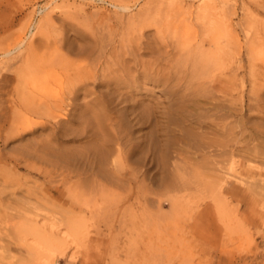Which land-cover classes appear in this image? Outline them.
<instances>
[{
  "label": "rangeland",
  "instance_id": "obj_1",
  "mask_svg": "<svg viewBox=\"0 0 264 264\" xmlns=\"http://www.w3.org/2000/svg\"><path fill=\"white\" fill-rule=\"evenodd\" d=\"M0 264H264V0H0Z\"/></svg>",
  "mask_w": 264,
  "mask_h": 264
},
{
  "label": "bare ground",
  "instance_id": "obj_2",
  "mask_svg": "<svg viewBox=\"0 0 264 264\" xmlns=\"http://www.w3.org/2000/svg\"><path fill=\"white\" fill-rule=\"evenodd\" d=\"M172 4H174V3H172ZM176 5V4H175ZM171 6V5H170ZM174 7V6H173ZM175 8H177V7H175ZM174 9V8H173ZM178 9V8H177ZM148 14V13H147ZM154 17V15L151 17V16H149V15H143L140 19H138L137 21H138V23H139V26H140V28L141 29H145L146 27H148V26H150L152 23H150V21L152 20V19H154L153 18ZM152 18V19H151ZM136 21V20H135ZM226 21V20H225ZM215 23V22H214ZM219 28V27H218ZM124 53H127L126 55H128L129 54V52L128 51H125ZM122 54V53H121ZM124 55V54H123ZM123 56H119V58L117 59H115V60H111V61H109V62H107L106 64H105V66L102 68V76L100 77L101 79L102 78H108V76H109V74L112 72V71H121V72H124V71H126V69L127 68H129V66H128V61H127V58H125V57H123ZM129 59V58H128ZM135 62V61H134ZM136 63V62H135ZM142 67H143V69H142V71H141V74L142 75H144V77L146 78V77H148L149 75H151L150 74V71H152L151 69L152 68H147V67H144L145 65L144 64H140ZM130 69V68H129ZM154 71H157V70H159V69H153ZM152 73V72H151ZM168 76H171V75H168ZM93 77V78H92ZM92 77H88V78H86V80H89V79H93L94 81L96 80L95 79V77L94 76H92ZM150 77V76H149ZM163 77V76H162ZM165 77H167V76H165ZM168 78V77H167ZM163 79V78H162ZM105 80H100L99 81V83H101L102 85L103 84H107V85H109L110 83H115L117 86H119V85H124V86H128L129 88H133L134 86H135V81L133 80V79H130V78H127V77H123V76H118V75H115V76H112L111 78H108V79H106V82H104ZM106 97V96H105ZM100 98H104V97H100ZM109 99H110V97H109ZM119 99H123L124 100V98H119ZM99 99H97V101H98ZM105 98H104V100H101V102H103V103H105ZM113 100H115V99H113ZM117 100V99H116ZM107 101H108V99H107ZM118 101V100H117ZM114 103H115V101H113ZM120 102V101H119ZM98 103V102H97ZM108 103V102H107ZM111 103V102H110ZM116 104V103H115ZM119 104V103H118ZM104 105V104H103ZM106 105V104H105ZM107 105H109V104H107ZM117 105V104H116ZM102 106V105H101ZM110 106V105H109ZM111 106H112V104H111ZM115 107V106H114ZM134 107V106H133ZM104 108V107H103ZM102 108V109H103ZM101 109V110H102ZM105 109H106V107H105ZM111 108H107L106 110H105V112H103V114H99V116L98 117H100V118H97V119H99L100 120V122L98 121H96V119H94V117L96 118L97 117V115H93V121L95 122V123H97L96 125L97 126H99V125H101V121H103L104 119H105V117H106V115H108L109 113V111L111 112V110H110ZM145 110V109H144ZM125 111H127V110H125ZM146 111H148V110H146ZM144 112V111H143ZM142 112V115L144 114ZM123 114V113H122ZM125 114H126V112H125ZM144 115H148V113H146V114H144ZM109 116H110V114H109ZM109 116H107V119H108V117ZM122 117H123V115H122ZM126 118V117H125ZM143 118V117H142ZM145 118V117H144ZM147 119H148V116L146 117ZM136 119V118H135ZM110 120L111 119H109L108 121L110 122ZM146 120V119H145ZM107 121V122H108ZM112 121V120H111ZM128 121H129V119H128ZM139 121V120H138ZM91 122V121H90ZM124 122H126V121H124ZM130 122V121H129ZM132 122V121H131ZM93 123V122H92ZM98 123H99V125H98ZM142 123H144V122H142ZM103 124V123H102ZM110 124H111V122H110ZM127 124V123H126ZM131 124V123H130ZM135 124H137V122H135ZM134 124V125H135ZM139 124V123H138ZM109 127H110V125H108ZM126 126V125H125ZM103 127V126H102ZM101 127V128H102ZM127 127V126H126ZM130 127V126H129ZM131 127H133V125L131 126ZM130 127V128H131ZM100 128V127H99ZM107 128V127H106ZM105 128V129H106ZM90 129V128H89ZM101 130V129H100ZM103 130V129H102ZM96 132H98V131H96ZM94 133H95V131H94ZM93 133V134H94ZM98 134V133H97ZM115 135V134H114ZM113 135V136H114ZM116 136V135H115ZM96 137H97V135H96ZM117 137V136H116ZM118 137H121V136H118ZM116 138L117 139V141H118V139L119 138ZM115 138V137H114ZM113 138V139H114ZM107 139V138H106ZM115 139V140H116ZM102 140H104V139H102ZM120 140H121V138H120ZM101 141H99V143H100ZM118 142H120V141H118ZM98 143V144H99ZM101 144V146H105L106 145V147H107V144H108V142L106 143V141H105V144L104 143H100ZM100 144L98 145V146H100ZM101 146H100V148H101ZM99 148V147H98ZM102 149V148H101ZM119 149V148H118ZM118 153V155H120V151H118L117 152ZM233 160V159H232ZM231 167V166H230Z\"/></svg>",
  "mask_w": 264,
  "mask_h": 264
}]
</instances>
